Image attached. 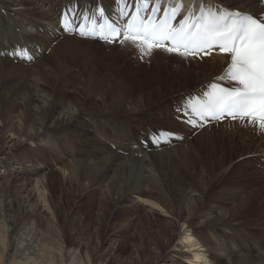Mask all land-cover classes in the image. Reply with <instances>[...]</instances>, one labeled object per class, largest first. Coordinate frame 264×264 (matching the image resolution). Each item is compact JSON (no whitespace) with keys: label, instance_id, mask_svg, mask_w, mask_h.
Returning a JSON list of instances; mask_svg holds the SVG:
<instances>
[{"label":"bare ground","instance_id":"1","mask_svg":"<svg viewBox=\"0 0 264 264\" xmlns=\"http://www.w3.org/2000/svg\"><path fill=\"white\" fill-rule=\"evenodd\" d=\"M19 1L13 15L7 14V16L12 17L8 21L1 12L10 9V5L8 6L0 0V41H4L0 42V79L1 77L4 78L0 81V155L6 156L1 161L3 168L9 166L10 158H6L7 156L10 157L12 153V164L19 167L15 168L16 171L21 169V173L24 172L34 176L32 188L36 204L32 210L27 211L17 205L16 194L23 190L22 186H26L25 180L23 181L24 184L18 186L14 184L18 182L14 178H12V181H10L12 184H10L9 180L3 178L4 176H0L2 179L0 190L9 194L12 188V210L15 213L11 223L12 230L9 245L6 242V237L0 231V264H65L67 258H64L65 261L62 259L59 253L62 248L57 249L60 244L57 239L64 242V257L70 252L75 257H79L78 253L82 246L73 239L74 233L83 234L87 232L89 229L87 223H89L90 217L81 215L80 218L74 220V216L87 199L89 200V206H93L99 213L100 225L97 229V235L101 239V245L106 242L104 241L107 238L105 237L106 228L111 221H116L122 227L117 231L118 233L137 231L136 254L140 257V261H137V259L134 264H156L159 260L164 264L165 254L168 251L167 246L173 243L168 230L171 231L176 222L181 223L182 228H184L182 234L178 235L177 233V241L183 245V251L181 252L183 259L190 264H223L220 257L222 255L219 256L218 253L213 251L214 246L217 245L216 240L212 238L202 240L203 238L196 235L199 231L208 235L211 231L210 227L217 224L226 225L231 231H234L232 227L238 225L239 214L247 208L254 209L256 207L253 206L251 201L253 199L251 197L255 198L256 195H248V198L244 197L242 199L239 195L240 191L223 190L220 187L217 191H213L215 189H212V183L215 180L213 178L211 180L210 176L214 166L205 167L202 158L200 159L201 156L198 158L193 155L189 158L183 151L174 150L172 148L173 141L166 146H158V140L151 143L148 137L156 135L155 125L157 124L151 121H149L151 123L149 124L148 121L146 122L141 118L142 116L140 117V113L146 114V109L142 107L143 104L137 103L138 100L141 102L140 98L144 97L145 94L140 93V96L137 97L134 95L128 100V107L122 108V105L120 106L116 99H112V96L108 97V93H101L99 90L101 88L98 87V89L93 84V78L84 75L82 70L73 72V69L64 64V58L75 53L74 50L70 49L69 44H66L70 42L67 39L73 40L77 36H64V39L55 40L54 30L57 35L64 34L61 27H59V18L58 25L56 24L57 19L51 24L53 25V33L43 30L44 34L39 35L40 22L51 20V18L45 13L25 9L26 3H29L27 0ZM197 1L209 2V0ZM89 2L90 0L80 1L79 13ZM101 2L110 4L109 0H101ZM214 2L233 10H243L246 14L255 17H264V7L258 0H214ZM64 3L66 5L67 0ZM57 7L53 8V12ZM110 7L111 5H109ZM24 15L32 16L35 21L31 18L27 21ZM20 16L23 17L20 18ZM24 21L28 25H25ZM24 25L31 26L32 29L36 30V35L39 36L26 35V32L22 31L21 28ZM18 28L20 32H17ZM50 28L52 29V27ZM76 41L80 40L76 39ZM26 42L36 43L40 48L39 51L31 54L32 56L37 55L35 63L28 65L18 59H10L8 55H5V51L12 48L13 43L28 46ZM93 42L96 41L84 40L81 43L86 45ZM126 45L128 44L126 43ZM47 49L50 50L49 54L52 56H50L49 62L44 61L45 50ZM89 49L90 46L86 47L85 51L90 53L91 49ZM153 53L158 57L168 56L179 61L190 62L192 64L189 66L190 73L193 72V67L205 73L209 79L200 85V89H204L205 85L211 81L219 84L220 82L213 81V79L224 76L226 73L225 65L228 66L230 63L228 56L221 54L219 50L205 53L203 59L198 56L184 57L169 53L162 48L154 50ZM217 68L221 70L213 73ZM18 73L23 76L17 82L15 77L20 75ZM11 77L12 86H8ZM19 83H21V86H19ZM13 110H16L21 117L18 124H14L8 118L9 112ZM148 111L147 115L149 117L158 118L152 109H148ZM167 120V122H170L168 118ZM101 122H104V128L101 127L104 133L108 136L113 135L119 141L114 148L102 145V142L100 144L96 141L97 139L93 138L94 135L90 130L94 124ZM240 122L248 124L246 121ZM178 123L181 124V121H178ZM249 128L250 132H263L255 125H249ZM179 130V134L174 131L172 133L177 134L180 139L184 140L186 131L183 126H180ZM48 135L54 136L59 142L57 143L61 150L59 152L64 154L61 146V143H64L66 150L72 151L75 157L63 161L62 159H56L54 156L50 157V155L48 157V155H45V159H43L44 156L37 145L35 148L28 146V143H35V141H40ZM154 137H157V135ZM70 139H75L81 142L82 145L77 142L67 143ZM259 142L263 145L264 138L259 139ZM84 145H89L88 147H91L95 155H91L89 151L84 149ZM97 154H100L101 157H96ZM141 154H145V157L138 158L135 156ZM51 159L57 160V171L50 168ZM158 162L176 164L179 171L175 174L179 178L174 181L165 177L164 174L170 172L162 167L156 168L160 177L159 180H155L150 175L146 176V173L144 174L142 171L144 165L156 167L154 165ZM29 164L32 170L26 166ZM40 164H42L41 167H39ZM197 166L204 169L194 175L191 170H194ZM54 182H60L62 188L70 190L69 194L62 193L65 202L74 201L72 203L73 207H71V210L74 211L67 212L61 220L59 219L61 209L56 201L57 193L53 191ZM72 185L75 186V189H72ZM187 191L196 193L198 197L187 194ZM2 195L0 193V197ZM33 197L32 192L27 193L26 198ZM260 201L259 199L257 203ZM207 210L209 216L206 215ZM160 212L166 215L164 224H157L154 220L155 215L157 216ZM254 214L255 218H260L259 215H264V207L257 213L255 209ZM206 217L208 219H203L204 223H196L198 219ZM42 220L46 222L47 233H49L48 236L44 233L41 234L40 252L42 254L37 253L33 255L36 258L32 257V259L28 254L29 258L24 261L20 260V256L13 254V248H10L12 243L14 244V238L19 232V227L31 223L32 229L40 228L39 225ZM251 221L246 223L247 226H251ZM262 223L264 226V221ZM260 230L262 231V229ZM256 235L258 233L255 234L254 232V236ZM254 236L249 239L242 236L237 237V244L244 252L241 259L236 258L237 264H251L250 262L264 264V239H256ZM53 240H57L59 244L57 242V245L52 244ZM258 251H260V256L252 254V252L259 254ZM62 252L64 251L62 250ZM54 257L58 258L54 259ZM86 257L87 260L88 256ZM97 261L98 258L94 257L92 264H97Z\"/></svg>","mask_w":264,"mask_h":264},{"label":"rangeland","instance_id":"2","mask_svg":"<svg viewBox=\"0 0 264 264\" xmlns=\"http://www.w3.org/2000/svg\"><path fill=\"white\" fill-rule=\"evenodd\" d=\"M27 1L29 3H26L27 6H25V9H27L28 11L31 10L35 12L39 11V13H45L47 14V16L51 18V20L40 22L41 26L39 29V35L42 33L44 34L43 30H46L47 32L50 31L51 33H53V25L51 24L54 23L55 19H57L56 24H58V14L62 8H66L64 3V1L66 0H54V2H52V0H27ZM80 1L81 0H67V6L70 7V9H72L74 4L71 5L70 3L72 2L80 3ZM94 1L95 0H90L92 4ZM2 2L6 3L8 6L10 5L9 6L10 9H6L5 11L1 12V14H4L6 16L5 18L8 21H10L12 17L7 16V14L13 15V13L15 12L14 9H17L16 5H18L20 1L2 0ZM109 2L111 4L113 1L109 0ZM55 6L58 7L55 8V11L53 12V8ZM69 12H71V10ZM24 16L25 18H27V21L29 18L35 21L32 16L29 15H24ZM22 17L23 16H20V18ZM47 24H49V26L52 27V29L49 26H47ZM25 25H28V23L25 22ZM25 25L22 26L21 28L22 31L24 30V32H26V35L39 36L36 35V30L32 29L31 26H25ZM58 31L60 32V30ZM17 32H20L19 28ZM54 33H55L54 36L55 40L64 39L63 38L64 36L75 37V35H68V34L57 35L55 30ZM76 39L80 41L77 42ZM76 39L73 40L67 39L70 42L66 44H69V47H71L70 49L74 50L75 53L70 54L64 58L65 66H67L70 69H73L72 70L73 72L82 70L84 75L93 78L92 82L97 86V88L98 87L101 88V89L98 88L100 92L106 94L108 93V97L112 96L113 97L112 99H116V101L120 103V106L122 105V108L128 107V100L134 95L137 97L140 96L139 95L140 93L145 94L144 97L142 96L140 98L141 102L139 100L137 101V103H141V105L143 104L142 107L146 109V114L140 113V117L142 116L141 118L146 120V122L148 121L147 123L149 124H151L149 121L154 123L156 122L155 123L157 124L155 125L156 134L160 132H168V131L169 132L174 131L175 133L179 134L180 131L179 127L183 126V129L186 131V138H184V140L180 138L174 140L172 148L174 150L183 151V153L187 154L189 158L192 157L193 155L197 156L198 158L201 156L200 159L202 158L205 167L209 168L210 166L211 167L214 166L213 172L210 176L211 180L212 178L213 180H215L212 183L213 185L212 189H215L213 191H217L219 187L222 188L223 190H232L234 192L240 191L239 195L242 199L244 197L248 198V195H253V196L256 195L255 198L251 197L253 199L252 200L250 199L253 202V206L255 205L256 207L254 209L247 208L245 209V211L243 210L240 213L242 215L239 214V218L237 222L238 225L232 227V230L234 231H231V229H229V227L226 225L217 224L214 225L213 227H210L211 231L208 235H205L204 234L205 232H201V231H199V233L196 235L199 238H203L202 240H205L207 238H212L213 240H216L217 245L214 246L213 251L215 253H218L217 255L219 256L222 255L220 257L223 260V264H237V259L238 260L241 259L244 255L243 254L244 252L241 250V247L237 244V240H238L237 237L242 236L246 239H249L250 237L254 236V232H255V234L258 233V235L254 236L256 239H264V231H263L264 226L262 223L264 221V215L263 214L259 215L260 218H255L254 216L255 209L257 213L258 211H261L264 207V205H262L264 204L263 201L264 199H262L264 198V171H263L264 144L262 145V143L259 142V139L264 138L263 136L264 131L259 133L250 132L249 124H246L245 122H240L239 120L236 121L240 123H237L236 121L234 122L222 121L221 123H215V121L212 122L208 121L207 124H202V125L197 123L196 128L191 127L187 123V121L190 119L189 118L187 119L185 116V109L183 107L184 100L190 98L194 94L198 95L199 97L202 96L206 92L210 83H214V82L212 81L208 82L205 85L204 89H200L201 88L200 85H202L209 78L205 75V73H203L202 71L200 72V70L195 67L192 68L193 72L190 73L189 66H191L192 64H190V62L188 61H183V60L179 61L178 59H174L168 56L158 57L153 52L151 53L152 55L150 54V55L141 56L140 51L132 44L127 42H125L124 45L121 43L105 44L96 41L97 43L93 42L91 44L85 45L84 43L81 42L84 40L89 41V39L82 40V38H77V37ZM0 42L2 43L4 41H0ZM126 43L129 46L126 45ZM31 45L32 48L35 49L36 51L40 50V48L36 43H32ZM88 46H90L91 49V50L89 49L90 53L89 52L87 53L85 51L86 47ZM9 49L10 48H8V50ZM8 50L5 51L6 56L9 53ZM80 50L83 51L81 52ZM31 52L34 51L31 50ZM49 52H50L49 49L45 50L44 61L46 62L47 61L49 62L51 56ZM36 56L37 55H35V58L31 59L30 62L26 64L30 65L35 63L37 60ZM9 57L10 59H12L11 56ZM225 68L227 70L228 66L225 65ZM220 70H221L220 68H217L213 73H217ZM22 76L23 75L21 74L17 75V77H15L16 78L15 81L18 82L19 79H22L21 78ZM2 80H4L3 77H1L0 81ZM213 81H218L229 87L235 86L227 80H221L220 76L213 79ZM227 83H229V85ZM8 86H12V77H11V81L8 83ZM19 86H21V83H19ZM122 100L125 101L123 102ZM148 109H152L153 113H155L158 118L149 117L147 115V112L149 113ZM8 118L14 124L20 123L21 120V117L16 110L9 112ZM167 118L169 119L170 122H167L168 121ZM178 121H181L182 125L178 123ZM103 124L104 122L94 124L90 132H92V135H94L93 138L97 139L96 141L98 143L100 144L103 143L102 145H106L111 148H114L119 143V141L116 140L113 137V135L108 136L104 133V131L102 130V128H104ZM222 124L224 125L222 126ZM211 125L214 126L211 127ZM247 137L248 139H246ZM241 139L242 140L244 139L246 142L244 140L242 141ZM148 140H150V137H148ZM229 140L231 141L229 142ZM73 142H77L79 144L81 143L75 139H70L67 143L73 144ZM57 143L59 142H57L54 136L48 135V137L42 138L40 139V141H35V143H28V146L35 148L37 145L38 148L41 150V154L44 156L43 159H45V155H48V157L51 155L50 157L54 156L56 159L58 160L62 159L63 161L65 160L68 161L72 157L73 158L75 157L72 151L70 152L66 150L67 148L64 143H61L64 154L59 152L61 150L59 149L58 146L59 144ZM86 146L85 147L82 146V147L87 151H89L91 155L93 154L95 155L94 151L91 150V147H88L89 145ZM133 148H135V146H133ZM144 155L145 154L135 155V156L138 158H143L145 157ZM97 156L98 158L101 157L100 154H97L96 157ZM3 157L6 156L0 155V176H4L3 178L9 180V183L10 181H12V178H14L16 181H18L14 184L18 186L24 184V182L26 183V186H22L23 190L19 191L18 194H16V204L22 207L26 211L32 210L36 204L35 194L32 188V181L35 179L34 176L24 172L21 173V169L16 171L15 168H19V167L15 163H14L15 165L12 164V153L10 157L7 156L6 158V159L10 158L9 166L7 165L6 168H3L1 166L2 165L1 161H3ZM26 160L24 161L26 162ZM144 160L145 158L143 159V161ZM56 161L57 160L55 159L50 160L49 166L50 168H52V170L58 169L57 168L58 166L56 165ZM26 166L30 170H32V168L29 167L30 164ZM41 166L42 164L39 165V167ZM154 166L156 167L144 165L142 171L144 172V174L146 173L145 174L146 176L150 175L155 180H159L160 177L156 171V168L162 167L168 172H170L164 174L165 177L174 181L175 179L179 178L178 175L175 174L177 171H179V167L174 163L158 162ZM203 169H204L203 167L197 166V168L191 170V173L197 175L198 173L202 172ZM1 180L2 179L0 178V182ZM10 184H12V182ZM72 186H73L72 189H75V186L74 185ZM25 191L28 192L25 193ZM53 191L57 193L56 201L61 209L59 215V219L61 220V218L65 216L67 212L74 211L71 210V207H73L72 203H74V201L70 200L68 202L67 201L65 202L63 194H69L70 190L62 188L60 182L53 183ZM31 192L32 195H34V197L30 199L26 198L27 193H31ZM0 193L1 195L3 194L2 197H0L1 200L0 201V209H1L0 231L3 234V236L6 237V242L8 243L10 240V232L12 230L11 223L13 221V216L15 215L14 211L12 210V197H11L12 188L9 194L3 191H1ZM187 194L193 195V197L195 196L198 197L197 194L192 191H187ZM259 199L261 201L257 203ZM88 201H89L88 199L85 200V202L76 211V215L74 216V220L80 218L81 215L90 217V221H89L90 224L87 223V228H89L87 232L83 234L74 233L73 239L78 241L79 244L82 246V247L80 246L81 250L78 253L79 257H75L74 255L71 254V252L66 257H64L63 254L65 253V248H64L63 240L61 239L59 240L56 238L60 244L57 242V240L52 241V244L57 245L56 242L59 244L57 246V249L59 248L60 250L62 248L60 252L57 251V249L56 251L60 253L64 261L67 258L64 263L92 264V260L94 257L98 258L97 264H105V263L134 264V261H136L137 259H138L137 261H140L139 259L140 257L137 256L138 254H136L137 252L136 244L138 242V235L136 233L137 231H130L129 233H123V234L118 233L117 231L120 230L122 227L118 223H116V221L115 222L111 221L108 224L106 228V236H105L107 238L106 240H104L106 242L103 245H101V239L97 235V229L100 225V220L98 216L99 213L93 208V206H89ZM208 212L209 211L207 210L206 215H208ZM160 214H158L157 216L155 215L154 220L156 221L157 224H164V221L166 220L165 218L166 215L163 212H160ZM207 217L198 219L197 220L198 222L196 221V223H200V224L204 223V220H207L209 218ZM250 220H252L250 223L251 226H247L246 223H248V221ZM39 227L40 228L32 229L31 223L19 227L18 229L19 232L14 238V244L12 243V246H10V248L11 247L13 248L12 250L13 254L20 256L19 257L20 260L24 261L27 258H29L28 254L30 256V259H32L33 255L37 253L42 254V252H40L41 234L44 233L45 235L48 236L49 233H47L48 229L46 222L44 220L40 222ZM182 229L184 230V228H182L181 226V223L176 222L172 230L171 231L168 230L169 235L172 236L171 238L173 239V243L167 246L168 251L165 254L166 259L164 264H190L185 259H183V254L181 253L183 251V245L178 243L177 241V233L178 235H180V233L182 234L183 233ZM260 229H262V231ZM53 239H55V237ZM62 250L64 252H62ZM258 253L259 254H257V252L256 253L252 252L253 255L260 256V251H258ZM85 255L88 256L87 260H86L87 257ZM58 257H54V259ZM33 258L36 257L34 256ZM250 263L253 264L252 262ZM156 264H162V261L159 260Z\"/></svg>","mask_w":264,"mask_h":264},{"label":"snow or ice","instance_id":"3","mask_svg":"<svg viewBox=\"0 0 264 264\" xmlns=\"http://www.w3.org/2000/svg\"><path fill=\"white\" fill-rule=\"evenodd\" d=\"M117 2L124 4V0ZM148 7L146 0H140L123 28L107 19L99 23L93 20L87 30L86 25L81 24L79 34L98 35L109 44L117 40L121 44L130 43L138 48L141 56L150 55L160 48L184 57L218 49L221 54L230 57L226 73L220 79L235 86L221 87L214 83L202 99L191 98L183 107L196 119L187 123L196 128L197 121L202 125L205 120L239 118L264 131V17L219 7L214 0H209L208 3H201L198 11L190 3L183 18L174 24L184 8L183 0L175 7H166L159 19L156 18L159 0L152 7L151 14L142 16L141 11ZM98 15L103 18V10H98ZM128 15L121 7L120 16Z\"/></svg>","mask_w":264,"mask_h":264}]
</instances>
